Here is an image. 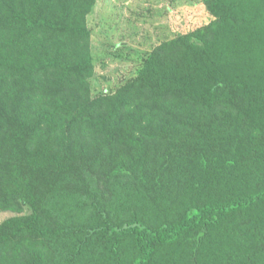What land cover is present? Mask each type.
<instances>
[{
  "label": "trees",
  "instance_id": "16d2710c",
  "mask_svg": "<svg viewBox=\"0 0 264 264\" xmlns=\"http://www.w3.org/2000/svg\"><path fill=\"white\" fill-rule=\"evenodd\" d=\"M96 3L0 0V211L14 213L0 222V264H59L60 239L103 232L115 248L134 242L131 264L185 240L189 264H203L215 229L264 206L251 171L264 164V119L210 56L211 26L164 42L135 78L93 97ZM98 176L157 184L165 218L118 222L93 202L99 225L63 222L52 195L78 181L89 193Z\"/></svg>",
  "mask_w": 264,
  "mask_h": 264
},
{
  "label": "rangeland",
  "instance_id": "374dc122",
  "mask_svg": "<svg viewBox=\"0 0 264 264\" xmlns=\"http://www.w3.org/2000/svg\"><path fill=\"white\" fill-rule=\"evenodd\" d=\"M87 24L95 65L90 79L93 97L113 93L135 78L164 42L211 26L205 35L210 56L233 85L240 90L248 87L252 120L264 119V0H97ZM259 164L251 171L264 179V164ZM91 181L89 193L78 181L75 187L62 184L52 195L49 205L63 222L90 228L99 225L101 218L93 202L103 204L118 222L136 217L157 224L166 216L167 211L156 205L155 183L151 191L150 186L130 178L98 176ZM263 211L260 206L246 216L247 223L238 219L215 229L203 247L202 263L264 264ZM11 215L0 211V222ZM57 246L59 264H131L135 254L132 240L115 248L104 232L65 236ZM189 262L186 240L156 255V264Z\"/></svg>",
  "mask_w": 264,
  "mask_h": 264
}]
</instances>
